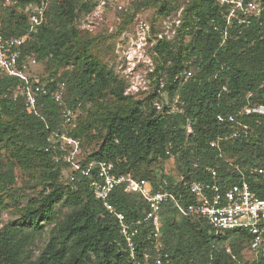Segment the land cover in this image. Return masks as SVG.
<instances>
[{"label": "trees", "instance_id": "1", "mask_svg": "<svg viewBox=\"0 0 264 264\" xmlns=\"http://www.w3.org/2000/svg\"><path fill=\"white\" fill-rule=\"evenodd\" d=\"M12 1L14 7H3L0 0L4 14L0 32L6 38L25 33V7L42 0ZM95 5L92 0H48L44 23L26 41L25 55L32 56L36 64L44 63L48 71L39 79L49 94L38 97L37 115L26 109L21 98L12 99L11 91L19 81L0 72V217L1 209L7 207L4 197L13 200L17 167L38 174L36 184L44 188L27 198L19 210L20 221L0 228V264H137L124 250L114 218L91 191L95 170L87 176L82 173L92 162L110 163L118 175L156 185L159 171L154 175L155 167L173 158L179 179L161 171L162 177L168 182V191L181 194L183 206L192 202L183 183L207 180L206 167L216 170L221 187L246 182L257 197L264 198V113L237 117L236 123L228 121L244 107L264 108V16L261 25L253 22L248 29L234 28L220 45L219 34L209 24L211 19L222 24L214 0H135L132 13L118 11L127 27L136 25L137 16L142 18L140 14L155 7L153 17L144 18L154 36L156 17L163 20L182 9L175 38L153 46L154 90L141 101L124 95V83L93 51L97 39L87 37L76 25ZM183 71L191 73L186 82L175 79ZM58 82L65 83L66 105L80 103V110L91 107L70 130L64 129L60 107L50 96ZM154 101L161 103L159 109ZM239 124L247 125L250 132L231 137ZM53 132L81 141V171L74 172L75 182L67 178V164L55 163L53 152L46 151L47 138ZM111 202L133 221L147 210L141 198L123 189L112 193ZM57 206L68 209L62 218ZM161 214L167 264L242 263L244 245L249 244L247 233L218 231L181 215L171 204ZM46 227L47 242L32 258L27 246ZM147 231L141 229L136 239L135 257L140 262L151 250L145 239ZM252 264H264V252Z\"/></svg>", "mask_w": 264, "mask_h": 264}, {"label": "built area", "instance_id": "2", "mask_svg": "<svg viewBox=\"0 0 264 264\" xmlns=\"http://www.w3.org/2000/svg\"><path fill=\"white\" fill-rule=\"evenodd\" d=\"M135 0H101L97 3L91 15L102 13L107 7L116 11H129L132 13L131 3ZM220 7V19L209 21L212 30L219 34L221 43L224 44L230 37L234 28L239 30L248 29L253 22L261 25L264 16V0H214ZM16 3L12 0H3V7H14ZM48 0H42L39 5H28L25 13L28 15V28L19 37H3L0 32V72L19 81L11 91L13 100L21 98L24 106L30 112L37 115V101L39 96H46L49 91L44 83L32 78L31 69L36 65L32 56L24 53L26 41L35 34L37 28L45 21V13ZM182 9H180L179 15ZM136 42L132 51L136 55H144L150 52L155 54L153 46L157 41H172L179 27L180 20L169 17L163 22L156 35H152L149 24L139 16L135 18ZM240 33V32H239ZM191 73L183 71L175 76V79L186 82ZM66 86L64 82H58L55 90L50 93L52 101L57 104L62 125L65 130L73 129L77 119L80 117L81 104L70 107L64 103ZM263 107H244L236 115H230L228 121L237 122V117H247L254 114L262 115ZM220 121L223 119L218 117ZM188 133H191L188 127ZM250 129L247 125L239 124L238 130L231 137L241 134L247 136ZM214 145L213 143L211 144ZM46 151L53 152L55 163L63 161L67 164V178L75 182L74 172L81 171L79 155L81 154V141L68 134L53 132L47 138ZM198 162L193 163L197 167ZM95 174L90 181V188L94 197L102 204L105 211L114 218L120 235L123 239L124 250L131 260L137 264H167L168 254L164 251L161 236V213L166 204H171L183 216H191L210 225L218 231H242L249 235V248L252 252L259 254L264 252V198L257 197L246 182L232 184L223 188L217 182L216 170L206 167L209 176L207 180H193L184 182L183 187L192 198V202L186 206L181 205V194H174L167 190L168 182L158 172L159 181L156 185L150 181L135 178L131 175H118L114 167L106 162L89 163L86 170L82 171L87 176L92 170ZM123 189L126 193L141 198L146 204V212L141 219L130 220L126 215L116 210L111 202V195L116 190ZM147 228L145 236L151 250L143 255L142 261L136 260L137 242L140 230Z\"/></svg>", "mask_w": 264, "mask_h": 264}, {"label": "rangeland", "instance_id": "3", "mask_svg": "<svg viewBox=\"0 0 264 264\" xmlns=\"http://www.w3.org/2000/svg\"><path fill=\"white\" fill-rule=\"evenodd\" d=\"M92 1L97 5L101 0ZM179 12L180 10L176 15H171L169 17L170 21L173 19L180 20L181 17ZM91 13L85 15L82 14L77 19L76 25L78 29L87 37L97 39L93 51L97 53L104 64L114 72L118 80H121L124 83V95L132 97L134 100L144 101V99L154 90L153 80L155 79V76L153 73L156 67L154 54L148 52L144 55H136V53L132 51V47L137 38L135 25L128 24L127 27H124L122 25V16L118 11L113 10L111 7H107L102 13L99 12L95 16L91 15ZM152 13L155 14V7L145 10L140 16L144 19L148 15L151 16ZM3 17L4 14L0 11V23ZM165 20H167V18L162 20L156 17V20H154V27L158 26V29L161 28ZM187 41H189L188 38ZM30 75L32 78L38 80L46 77L48 75L46 65L42 62H37V64L31 69ZM160 88H162V83ZM154 106L159 109L161 103L154 101ZM171 107H173V104ZM90 108V105H85L84 108L80 110L81 115L79 119H83ZM158 171H163L173 179H179L176 160L173 158L165 159L160 162V164L154 169V175ZM37 176L38 174L36 173H29L18 167L15 169L16 183L12 186L13 190L11 192V194L13 193V200H9L7 195L4 197L7 207L1 209L0 228L8 224L10 221H20L19 210L26 205L27 198L35 197L44 190L42 185L36 184ZM56 211L58 217L62 218L68 212V209L57 206ZM48 235L49 227H46L44 232L39 236H36L30 245L27 246L32 258L39 255L40 250L47 242ZM255 258L256 253L251 251L249 244L244 245L241 264H252Z\"/></svg>", "mask_w": 264, "mask_h": 264}]
</instances>
